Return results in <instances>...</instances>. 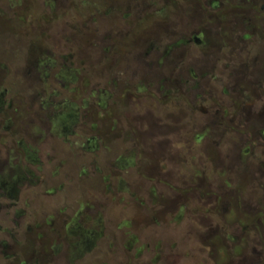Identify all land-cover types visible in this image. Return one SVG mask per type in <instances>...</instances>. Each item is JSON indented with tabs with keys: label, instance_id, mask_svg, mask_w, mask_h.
Returning <instances> with one entry per match:
<instances>
[{
	"label": "flooded vegetation",
	"instance_id": "af4514ba",
	"mask_svg": "<svg viewBox=\"0 0 264 264\" xmlns=\"http://www.w3.org/2000/svg\"><path fill=\"white\" fill-rule=\"evenodd\" d=\"M0 264H264V0H0Z\"/></svg>",
	"mask_w": 264,
	"mask_h": 264
},
{
	"label": "rangeland",
	"instance_id": "374dc122",
	"mask_svg": "<svg viewBox=\"0 0 264 264\" xmlns=\"http://www.w3.org/2000/svg\"><path fill=\"white\" fill-rule=\"evenodd\" d=\"M78 192V187L73 185H68L65 189V194L71 198L73 195H75Z\"/></svg>",
	"mask_w": 264,
	"mask_h": 264
}]
</instances>
